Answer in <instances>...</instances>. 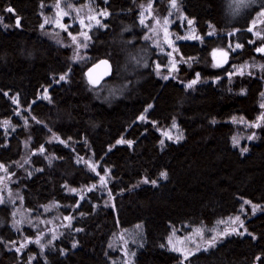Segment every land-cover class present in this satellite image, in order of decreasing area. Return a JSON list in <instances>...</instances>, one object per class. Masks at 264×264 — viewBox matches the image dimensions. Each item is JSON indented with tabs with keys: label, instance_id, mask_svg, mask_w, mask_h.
I'll return each instance as SVG.
<instances>
[{
	"label": "trees",
	"instance_id": "obj_1",
	"mask_svg": "<svg viewBox=\"0 0 264 264\" xmlns=\"http://www.w3.org/2000/svg\"><path fill=\"white\" fill-rule=\"evenodd\" d=\"M60 2L0 0V264H264V0H175L198 37L171 74L144 10L165 18L173 0H89L105 17L79 54V28L45 25ZM238 214L246 235L186 260L166 247Z\"/></svg>",
	"mask_w": 264,
	"mask_h": 264
},
{
	"label": "rangeland",
	"instance_id": "obj_2",
	"mask_svg": "<svg viewBox=\"0 0 264 264\" xmlns=\"http://www.w3.org/2000/svg\"><path fill=\"white\" fill-rule=\"evenodd\" d=\"M55 9V16L45 19V25L58 28L61 30H67V28H79V36L75 37L73 42L76 44V49L79 50L78 54L85 49L87 43L88 32L94 27L99 25V19L105 17L104 14L96 13L89 0H85L84 3H77V0H62ZM237 1L242 6L249 5L253 0H234L236 4ZM249 3V4H248ZM145 21L152 22L150 25L149 32L152 33L156 40L157 44L161 47H157L161 54L162 60L165 59V67L170 71V74L177 71L178 66L181 64V61L178 60L175 56L176 47L175 45L180 41L192 42L197 39L195 32V27L193 23L187 20L179 11L177 4L175 7L173 4L168 12V15L165 18H156L153 13L151 5H148L145 8ZM67 23H65V21ZM152 20V21H151ZM170 49L171 51H168ZM218 54H221L220 51L215 52L214 59ZM78 57V55H77ZM233 122V120L231 121ZM239 127H245L246 130L256 127L255 125H247L243 121H238L236 123ZM178 125L173 123L166 131H161L164 133V137L173 143H179L182 141V133L177 130ZM180 130V129H179ZM246 134L248 132H245ZM247 137L243 134H238L236 144H239L244 138L250 140L253 138V135L249 134ZM252 140V139H251ZM7 183H4V190H7ZM17 198L12 197L10 202L14 204ZM262 210L258 206L251 205V214L256 215ZM264 211V210H263ZM239 217V219H237ZM15 223L23 224L26 220L25 214L19 209L14 216ZM244 219L243 215H236L225 220H222L217 225L211 228L204 226L190 227L182 226L179 228H173L166 243V247L173 253L181 256L184 260L190 258L191 256L201 252L206 251L211 248L216 247L222 241L227 238L235 235H246L243 230ZM38 226L43 227L47 225L45 221L37 222ZM44 229V234H50V231ZM43 234V235H44ZM42 235V236H43ZM125 235V234H124ZM138 232H128L123 239L124 246L123 250L126 252L125 243L129 242H138ZM43 238V237H42ZM134 243V244H135ZM128 244V243H127ZM128 264L127 262H125Z\"/></svg>",
	"mask_w": 264,
	"mask_h": 264
},
{
	"label": "water",
	"instance_id": "obj_3",
	"mask_svg": "<svg viewBox=\"0 0 264 264\" xmlns=\"http://www.w3.org/2000/svg\"><path fill=\"white\" fill-rule=\"evenodd\" d=\"M264 53V52H263ZM216 61L224 65L228 61V57L223 53L218 54L216 57ZM113 74V67L111 63L107 60H102L92 66L87 72L86 77L88 78L89 82L94 86L98 87L103 84L105 81L110 79Z\"/></svg>",
	"mask_w": 264,
	"mask_h": 264
},
{
	"label": "snow or ice",
	"instance_id": "obj_4",
	"mask_svg": "<svg viewBox=\"0 0 264 264\" xmlns=\"http://www.w3.org/2000/svg\"><path fill=\"white\" fill-rule=\"evenodd\" d=\"M173 7H175V0H173ZM7 11H13L11 8H9V9H7ZM19 21H17V23H18ZM73 40H75V37H73ZM86 46V45H85ZM237 47H240V45H237ZM257 51H259V52H264V48H258L257 49ZM61 79H63V77H61ZM194 83V82H193ZM191 85H189V87H190ZM262 107H264V105H262ZM142 119H143V117H142ZM235 119V118H234ZM262 119H264V117H262ZM233 140H234V143H236L237 141H236V138H233ZM161 143H163V141H161ZM41 151H43V149H41ZM245 151H246V149H245ZM0 167H3L2 165H0ZM162 175H164V176H166V173H162ZM145 182H147V181H145ZM152 183H155V181H152ZM255 207V206H254ZM237 219H239V217H237ZM39 241H37V243H38ZM17 251H19V249H17ZM257 259H259V257L257 258Z\"/></svg>",
	"mask_w": 264,
	"mask_h": 264
}]
</instances>
